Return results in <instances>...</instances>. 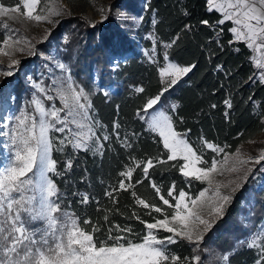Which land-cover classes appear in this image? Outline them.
<instances>
[{
    "label": "trees",
    "instance_id": "obj_1",
    "mask_svg": "<svg viewBox=\"0 0 264 264\" xmlns=\"http://www.w3.org/2000/svg\"><path fill=\"white\" fill-rule=\"evenodd\" d=\"M64 1L72 3L73 0ZM0 2L9 7L15 6L16 0ZM143 3L141 23L130 35L123 34L114 26V11L123 6L129 14H137L139 6L132 0H111L105 23H91L89 18L80 15L67 16L50 33L60 60L69 65L75 82L90 92L95 118L106 126L97 129V135L102 138L105 131L110 135V141H102V156L84 151L73 153L70 146L64 153H53V157L59 161L58 169L61 171L66 158L74 157L73 167L65 175L53 177L60 192L64 193V205L70 204V211L81 218H91L94 222L103 217L104 210H112L108 212L110 221L122 226H132L135 231H140L143 225L138 220L127 218L133 211L149 222L152 220L144 215L148 210L136 204L131 196L132 191L159 206L162 201L151 187L153 182L161 187V192L165 195L173 181L177 187L174 195H178V190L183 188L194 197L206 187V184L200 182L189 186L178 171L168 170L169 165L176 161L150 168L147 177L143 173L144 164L136 167L137 163L146 162L158 152L166 153L157 134L149 133L147 126L137 116L145 98L155 96L162 89L158 67L165 63V51L171 62L181 66L195 65L187 76L182 77L161 98L166 109H170L172 104L177 105L173 114L176 130L187 132L194 146H198L199 138L203 137L220 146L229 145L226 151L232 153L264 131V83H260L253 75L257 72L251 61L254 53L242 42L229 44L233 40V35L228 31L232 24L226 22L220 26L224 31L218 36V29L209 25H214L222 17L216 11L208 10L207 0H143ZM204 20L209 25L202 24L201 21ZM4 33L5 30L0 28V40L4 38ZM177 36V43L165 49L164 46ZM138 42L146 51L155 47L156 63L150 62L139 52ZM38 48L43 53H49L46 42L38 44ZM111 57L124 59L118 61L112 69ZM38 65L36 55L20 61V69L27 68L35 82L49 86L45 73L39 75L43 69H39ZM249 77L253 78L250 80ZM8 87H11L13 95L10 109L13 116L19 114L21 109L33 110L32 106L29 107L31 90L19 71L2 80L0 93L5 92ZM109 87L114 88V91L109 90ZM137 87H143L145 92L137 93ZM105 91L109 95H104ZM225 100L231 101V108L224 103ZM53 103L60 107L57 98L53 101L45 100L46 106ZM212 105L216 107L213 108ZM114 122L121 126L118 129L121 139H117L112 133ZM125 136L132 143L131 148L122 146L121 141ZM204 151L206 159L216 156L206 147ZM222 157L223 153L216 158L220 160ZM161 158L166 157L162 155ZM125 166L135 169L131 179L119 175L126 171ZM119 180H124L126 185L131 184L133 187L127 191L120 190ZM136 180H141L142 183L137 184ZM111 186L117 188L113 193L117 200L115 204L105 196V190L111 191ZM75 193H88L92 199L88 204H81L80 197ZM169 199L171 203H175ZM117 208L119 212L114 211ZM163 208L171 211L167 205ZM152 215L162 218L159 213ZM100 223L107 227L102 219ZM263 224L264 162L251 171L243 185L231 197L223 215L205 233L201 248L206 251L200 252L204 264H221L218 257L223 254H229L230 264H254L255 250L242 248L239 242L247 239ZM32 226L43 227L39 222ZM171 247L182 257L192 255V249L186 242H178Z\"/></svg>",
    "mask_w": 264,
    "mask_h": 264
},
{
    "label": "snow or ice",
    "instance_id": "obj_2",
    "mask_svg": "<svg viewBox=\"0 0 264 264\" xmlns=\"http://www.w3.org/2000/svg\"><path fill=\"white\" fill-rule=\"evenodd\" d=\"M55 2L16 0L15 6L9 7L0 2V18H6L0 19V28L5 30L4 38L0 40V56L9 59L8 71L3 73L5 76L13 75V66L20 63L14 58L15 54L23 52L25 46L29 51L34 47L27 37L20 34L19 29L13 28L7 21L25 19L34 24L58 23L52 18L61 15L62 9L54 7ZM207 5L210 12L214 10L222 18L214 25H209L207 20L201 23L218 29L219 36L224 31L220 26L230 21L232 26L228 31L233 35V40L229 44L242 42L253 53L260 54L251 56V61L258 70L253 75L260 83H264V0H207ZM178 39L177 36L166 44L165 49L175 45ZM155 51L153 47L151 53L145 52L152 63H156ZM163 59L169 61L167 51ZM56 66L66 75L55 79L50 86L33 84L35 91L29 102V107L34 105L32 111L21 109L14 116L15 123H11L12 117H3L9 120L11 126L4 124L3 127L8 131L0 132V136L8 137L15 151L7 166L0 167V264H204L200 252L206 249L201 248V244L205 232L214 222L206 217L223 215L224 204L231 200V196L223 194L221 189L229 187L233 181L225 184L216 177L225 172L236 173L249 163L259 164L264 161V149L255 157L242 153L239 148L230 153L226 151L229 145L220 146L203 137L199 138L198 146H194L187 132H178L173 115L177 105L172 104L170 109H166L161 98L182 77L187 76L195 65L181 66L168 62L158 67L162 89L155 96L146 97L137 112L138 118L147 126L146 130L157 134L162 141L166 153L158 152L146 162L137 163L136 167L144 164L143 173L147 177L150 168L176 161L169 165L168 170L178 171L189 186L200 182L206 183L208 187L199 190L194 197L189 196L183 188L178 190V195H174L177 187L173 181L165 195L161 187L153 182L151 187L162 201L159 206L132 191L131 196L136 204L148 210L144 215L152 220L149 222L133 211L127 218L138 220L143 225L140 231L110 221L108 212L112 210H104L105 214L100 218L107 227L100 223V219L94 222L91 218H81L70 211V204L64 205V193L60 192L53 179L54 176L65 175L73 167L74 157L66 158L61 171L53 153H64L70 146L73 153L84 151L102 156V141H110V135L106 131L102 138L97 135L96 130L106 126L95 118L91 94L75 82L69 65L58 62ZM252 78L249 77L250 80ZM135 91L144 93L145 89L137 87ZM104 95L109 93L105 91ZM57 97L60 107L54 103L46 106L45 100L53 101ZM224 103L232 107L230 100ZM120 127L119 123H113L112 133L117 139H121L118 131ZM56 133L65 135L57 136ZM121 142L124 147H132L127 136ZM205 147L216 156L206 159ZM221 153L223 159L218 160L216 157ZM162 155L166 158L162 159ZM181 160L183 163L179 162ZM125 167L126 171L119 175L131 179L135 169ZM251 171V168H247V173ZM136 183L142 181L136 180ZM118 187L127 191L133 185H126L124 180H119ZM116 191L115 186H111V191L105 190V196L114 204L117 203L113 196ZM74 195L80 197L81 204H88L92 199L88 193ZM169 198L175 203H171ZM164 205L171 211L165 210ZM114 211L119 212V209ZM153 213L161 214L162 218H156ZM37 222L43 227L32 226ZM178 242H186L192 249V255L182 257L173 251L171 246ZM239 244L242 248L255 250L254 264H264V226ZM218 259L221 264H230L229 254H223Z\"/></svg>",
    "mask_w": 264,
    "mask_h": 264
},
{
    "label": "rangeland",
    "instance_id": "obj_3",
    "mask_svg": "<svg viewBox=\"0 0 264 264\" xmlns=\"http://www.w3.org/2000/svg\"><path fill=\"white\" fill-rule=\"evenodd\" d=\"M110 1L111 0H73L72 3H68L64 0H56L53 6L56 8L62 9V14L59 16H54L52 19L54 21H58V23L49 24L46 22H41L39 24H34L33 22L27 21L25 19H20L18 22L17 21H7L13 28L19 29L20 34L27 37L31 41V44L34 46L31 51H29L27 46H25V50L23 52H17L14 58L21 61L28 57H32L36 55L37 58L39 59L38 67L39 69L40 68L43 69L42 71H40L41 73L39 72V75L45 73V78H47L49 82V86L52 85V82L55 79L62 78L63 75H66V74L63 73L62 70L56 66L58 62L59 63H63V62L60 60L58 56L59 51L56 50L57 47H55V43L53 42V39H51L50 33L67 16L80 15V16L89 18L91 23H96V22L105 23L106 22V12L108 11V4ZM132 1H136L139 6V12L137 14H133V13L129 14V12L126 10V7H123V6H121L120 8L114 11V26L120 31H122L123 34H128V35H130V33H133L134 30L140 25L142 8L144 5L143 0H132ZM21 11L23 12V9H21ZM0 19L6 20V18H0ZM42 42L47 43L49 53H43L39 50L38 44ZM137 47H138L139 52H141L145 56L146 50L143 49V47L141 46L139 42L137 43ZM147 52L151 53V51H147ZM253 55L259 56L260 54L254 53ZM123 59H124L123 57H120V58L111 57L110 59V63H112L111 68L114 69L116 66L115 64L118 61H122ZM0 61H2V63H0V84H1L3 79L9 78L10 76H5L3 74L4 72L8 71V63H9L8 57L0 56ZM168 62H171V61H165L164 64ZM52 67L54 68V71ZM12 71H13V75L19 71V73L22 76L23 81L31 90V100H32L33 92L35 91V89L33 88V84L37 82H35V80H33V78L30 77L28 73L29 71L27 68L20 69V63L18 65L13 66ZM108 89L111 91H114V88L109 87ZM9 96H11L12 98L9 99ZM12 102H13V95L11 94V87H8L5 90V92L0 93V132L8 131L7 128L3 127L4 124H9V126H11L9 120L4 119L3 117L7 116V117H12V119H14V116L12 115V112L10 111L12 107ZM32 107L34 108V105ZM11 123H14V121H12ZM10 148L12 149L11 151H9ZM239 149L244 154L251 155L253 157L257 156L260 150L264 149V131L256 135L252 140L242 144L239 147ZM14 151L15 149L14 147H12L11 142L8 139V137L0 136V167L7 166V164L10 161V158L14 154ZM222 159L223 157L220 160ZM263 162L264 161H261L260 163H263ZM181 163H183L182 160H181ZM257 165L258 164L256 163H249L245 167L240 168V170L236 173L225 172L224 175L217 176L216 179L225 184H227L229 181H233V183L229 187L222 188L221 192L223 194H227L232 197L238 191V189L243 185V183L246 181V179L250 175L251 172L247 173V168H251L253 170ZM246 173H247V176L245 179ZM237 185H239V187H237ZM207 187L208 185L206 184L205 188ZM233 188L235 189V191H232ZM208 195L209 196L211 195V190H209ZM228 203L229 202L224 204L223 212L225 208L227 207ZM219 217L220 216L213 214L211 217H206V218L213 220L214 221L213 224H215ZM262 226H264V224Z\"/></svg>",
    "mask_w": 264,
    "mask_h": 264
}]
</instances>
